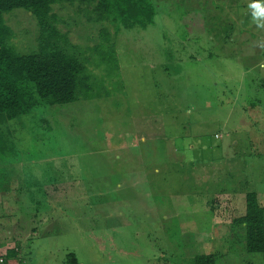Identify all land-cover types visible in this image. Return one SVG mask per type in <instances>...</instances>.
Listing matches in <instances>:
<instances>
[{
  "label": "rangeland",
  "instance_id": "1",
  "mask_svg": "<svg viewBox=\"0 0 264 264\" xmlns=\"http://www.w3.org/2000/svg\"><path fill=\"white\" fill-rule=\"evenodd\" d=\"M252 2L158 0L153 24L130 30L79 3L53 6L64 48L94 84L0 129V201L17 208V227L47 217L16 246L28 263L264 264L232 224L246 193L264 207V29ZM4 21L18 54L37 51L29 12ZM42 198L50 205L34 209Z\"/></svg>",
  "mask_w": 264,
  "mask_h": 264
},
{
  "label": "trees",
  "instance_id": "2",
  "mask_svg": "<svg viewBox=\"0 0 264 264\" xmlns=\"http://www.w3.org/2000/svg\"><path fill=\"white\" fill-rule=\"evenodd\" d=\"M157 1L0 0V129L39 106L72 104L79 96L92 91L94 77L84 63L64 48L65 37L54 26L53 6L79 3L89 8L95 22L130 30L153 24ZM17 9L29 12L39 28L38 49L29 55L15 51L10 43L13 32L4 21V14ZM4 151V145L0 144V153ZM244 202V215L233 219L232 224L242 227L248 253L264 255V207L255 193H246ZM214 203L220 208L216 201ZM13 254L14 250H10L7 257ZM71 258L69 260H73ZM192 264H215V257L196 256Z\"/></svg>",
  "mask_w": 264,
  "mask_h": 264
},
{
  "label": "crops",
  "instance_id": "3",
  "mask_svg": "<svg viewBox=\"0 0 264 264\" xmlns=\"http://www.w3.org/2000/svg\"><path fill=\"white\" fill-rule=\"evenodd\" d=\"M261 104V102H260ZM2 193H6L5 190H0V194ZM10 193V192H9ZM75 194L76 191L74 190H65L63 189V192L62 194ZM61 194V195H62ZM9 194H5L4 196H7ZM3 196V200L0 201V208H2V210L5 212V214L1 217L2 220L7 218V223L9 226H15L14 229H12L11 231L7 230L6 232H2L0 230V242L1 241H6V240H9L14 242V245H6V246H2L0 244V259L3 260V263L2 264H30V261L28 263L27 259H30L31 257L27 254L26 256H23L21 254V249L18 250L16 248V246H18L17 244L19 243V245H21L22 242H30L33 240V238L37 237L39 234L42 233V230H40V227L43 228V221L45 219H47V217L45 215H40V217L38 219L34 218V220H37L36 221H31L30 224L28 225H25L24 227H28V229H25V228H21V227H17L18 225L15 224V221H16V218L17 216L15 215L14 211L17 210V208H15V206H12L9 201H6L7 198H4ZM69 199V197L67 198ZM43 198L40 200V201H33L34 202V209H38L39 206H47V205H50V204H45L43 203ZM50 200V203L51 205L53 206V203L57 200V199H54L55 201H53V199H49ZM57 201H62L63 200L61 198H58ZM39 205V206H38ZM8 211V213H7ZM11 212V213H10ZM1 220V219H0ZM39 221V223H38ZM53 221V220H52ZM9 239H8V238ZM20 247V246H19ZM10 250H14L15 254H13L11 257H7V252L10 251ZM73 258V260H69L67 261V264H78L76 258L74 256H71ZM71 258V259H72Z\"/></svg>",
  "mask_w": 264,
  "mask_h": 264
},
{
  "label": "clouds",
  "instance_id": "4",
  "mask_svg": "<svg viewBox=\"0 0 264 264\" xmlns=\"http://www.w3.org/2000/svg\"><path fill=\"white\" fill-rule=\"evenodd\" d=\"M251 9V20L258 29H264V0H254L248 5Z\"/></svg>",
  "mask_w": 264,
  "mask_h": 264
},
{
  "label": "built area",
  "instance_id": "5",
  "mask_svg": "<svg viewBox=\"0 0 264 264\" xmlns=\"http://www.w3.org/2000/svg\"><path fill=\"white\" fill-rule=\"evenodd\" d=\"M3 263V260L2 259H0V264H2Z\"/></svg>",
  "mask_w": 264,
  "mask_h": 264
}]
</instances>
